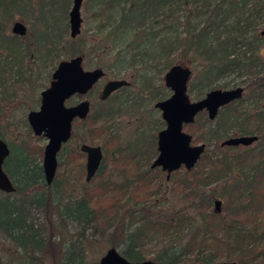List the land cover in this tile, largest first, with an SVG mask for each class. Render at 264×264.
<instances>
[{"label":"trees","instance_id":"obj_1","mask_svg":"<svg viewBox=\"0 0 264 264\" xmlns=\"http://www.w3.org/2000/svg\"><path fill=\"white\" fill-rule=\"evenodd\" d=\"M71 1L0 0V74H3V77L0 75V111L14 104L9 100L18 90L6 86L7 80L12 78L20 84L23 80L19 79L23 75L21 69L28 61L31 62L30 67L27 66L31 73L35 65L44 69L42 65L47 61L55 64L62 50L68 52L69 47L63 44V39L69 28L67 19ZM91 1L95 2L92 7L95 16L102 18L109 14L107 23L113 17V9L119 6V18L112 32L126 28L139 32L137 42L128 48L131 63L137 62L136 65L140 61L142 68L156 69L158 76L174 65L183 63L191 67L194 82L187 92L194 93L198 99L215 87H238L240 84H233L231 75L244 76L245 82L241 85L244 94L220 108L214 120H209L203 111L193 124L186 126L188 133L195 136L192 143H204L206 148L192 169L172 173L170 193L192 206L196 213L193 219L182 212L163 217L156 210L160 204L153 198L160 196L161 185L158 183L160 169L150 168V160L157 155L154 133L146 134L149 146L141 151L143 154L151 152L144 160L145 168L132 163L133 147L114 146L116 156L110 159L103 154L94 177L97 179L105 171L109 172L108 161L109 167L118 162L125 166L122 169L125 181L118 183L107 179L84 185L78 198L64 199L57 196L60 185L56 178L60 177V168L64 164L77 160L81 153L79 147L60 150L55 178L48 185L42 164L28 161L30 153L38 154L42 159L43 147L32 145L39 138L33 135L26 119L7 120L5 127L0 126V139L7 140L6 135L18 132L17 124L23 125L24 134L17 148L7 140L11 153L4 163L12 157L16 159L15 172L7 173L15 190L11 193L0 191V264H98L88 259L86 247L94 236L106 233L110 235V248L121 247V254L129 261H141L145 260L143 252L149 243H155L156 239L162 242L171 232L182 233L184 229L186 235L181 234L162 245L152 259L155 264L215 262L223 256L226 261L238 264H264V63L257 56L240 52L238 44L241 40L234 36L236 31L246 33L250 26L255 27L258 19L263 17L264 5L246 12L242 20H236L224 9V0L214 3H210L211 0ZM239 1L247 5L250 0ZM235 2L238 0H233L231 8ZM30 11L39 13V21L33 30H28L32 32L23 37L9 33L7 24L14 15H24L30 22L26 15ZM57 19L62 20L63 28L54 25ZM179 27L180 32L177 31ZM252 38L257 42L256 47H260L263 36ZM74 53L84 55L81 48ZM13 65L17 66L16 70ZM38 68L36 77L42 72ZM24 80L29 83L30 95L36 85L35 79ZM155 81L161 83L152 84ZM140 89L149 94L150 100L165 99L170 94L160 77H143ZM112 96L97 102L85 120L74 121L69 141L84 142V130L89 131V137L104 132L102 127H96V123L118 113L122 104L121 101L118 105L113 103ZM73 103L74 99L67 101L68 105ZM5 118L0 113V121ZM236 135H256L258 140L246 147L220 145L221 141ZM240 148L241 152H231ZM222 180L219 194L225 202L217 198V189L203 193L209 185ZM51 188L54 193L49 191ZM216 200L221 201L218 212L214 208ZM135 207H140L144 214L141 223L131 228L130 225L135 223ZM151 209L152 218L149 216Z\"/></svg>","mask_w":264,"mask_h":264},{"label":"rangeland","instance_id":"obj_2","mask_svg":"<svg viewBox=\"0 0 264 264\" xmlns=\"http://www.w3.org/2000/svg\"><path fill=\"white\" fill-rule=\"evenodd\" d=\"M215 0H211L210 3H214ZM233 3V0H224L223 7L225 10H229L231 13L232 19L236 20H242V18L247 14L246 12H252L254 9H259L260 6L264 5V2H258L256 0H250L247 5H243L241 1L238 0V3H234L233 7H230V4ZM72 4V1H71ZM95 5V2H92L91 0H84L83 4L81 6V30L80 34L76 38H71L69 35V28L68 32L65 35L63 39V44L67 45L68 52H62L60 53V56L55 61V67L57 63L60 60H67L71 57L77 55L78 53H74L73 51H76V49L81 48L84 52L83 55V67L86 70H91L94 68H101L105 72V76L94 85L95 87L92 89L90 93H88L85 96L75 97L74 100L80 101V100H88L91 105L90 113H92L97 105V102H99V95L101 93L103 85L111 79H126L131 84L127 86L126 88H121L113 93V96L111 98V101L113 100V103H116L117 105L121 101V107L120 111L110 118L106 120H100L96 123L97 128H101L104 130V132L99 131V135L97 136H90L89 137V131L84 130V137L86 138L85 141L81 140H70L67 143L64 144V146L61 148V150L64 151L70 149L71 147H79L82 143H88L90 144V140L93 139L92 145H99L104 147L103 154H107L108 157L111 159L115 157V150L114 146L120 145L121 148H126L128 146L133 147L135 154L132 159V163H137V166L140 168H145L144 160L148 157L149 151H146L144 154L141 151L148 149L147 144V135L148 133H154L157 138V132L165 127V122L161 118V112L159 109L154 107V104L157 101L163 100V99H154L150 100L149 94L144 93L140 89V84L145 76H152L153 78H162V84H164L163 76L166 71V69L163 71V73L158 76L156 75L158 71L155 70H148L144 69L141 66V62L139 61L138 64L135 65V63H131L129 58V51L128 48H130V45L137 42V37L140 35L139 32L136 30L134 31L131 28L122 29V31H119L118 33L112 32L113 27L117 23L119 18V6L115 7L112 12V18L109 23H107L108 13H106V17H97L95 16V12L93 11L92 7ZM122 4L120 5V7ZM71 5L69 6V8ZM69 10V9H68ZM47 11V10H46ZM42 14V13H40ZM26 15L29 17L27 18L30 22H27L25 20L24 15L20 16L19 13H16L14 18L7 24L8 32L12 34L11 27L13 22L20 21L26 26V35L30 34L28 30L32 28L36 23V21H39V13L38 11H30L26 13ZM43 15V14H42ZM56 15V14H55ZM263 17H260L258 19V22L256 23L255 27L250 26L249 32L244 33V30L242 32L236 31L234 33V36L237 38V40H241V42L238 44V47L240 49V52H245L249 54L250 56H257L260 58V60L264 63V48H263V42L260 45V47L257 46V42H253V36L254 35H260V31L264 28V12ZM23 17V18H21ZM109 20V19H108ZM68 21V19H67ZM63 24L62 20L58 21L54 20V25L63 28L61 25ZM157 30V28L155 29ZM241 30V29H240ZM177 31H182V29L179 27L177 28ZM141 32V31H140ZM244 33V35H243ZM252 39V40H251ZM64 48V46H63ZM118 58V60H116ZM126 61L124 63V61ZM121 61V62H120ZM50 61H47L44 63L41 67V65H35L33 67V72L29 73V69L27 66L30 67L31 62L28 61V63L24 66V68L21 69L23 72L22 77H19L21 80L20 84H17L14 82V79L7 80L6 86H10V88H14L12 90L15 91V88L18 89L16 91V95L12 96L9 100V102H13L14 104L12 106H7L5 110H1L0 113L2 115H5L6 118L2 119L0 121V126L6 125V121H14L18 119H26V115L28 111L30 110H37L39 107L40 102V91L44 88H46L49 85V82L51 80V74L55 67L52 65V63H49ZM183 66V63L181 64ZM38 66H40L38 68ZM27 67V68H26ZM14 70L17 69V66L13 65ZM37 68L42 71L40 73L39 77H36L35 74L37 72ZM192 70L191 77L188 82V88L194 82L193 80V69ZM13 74H16L13 72ZM3 77V74H0ZM233 76V84H240L243 85L245 82L244 76ZM16 77V76H15ZM25 78L29 79H35V87H33L32 92L29 95L30 87L29 83L24 80ZM232 78V77H231ZM159 81H155L152 84L159 85ZM232 87L228 88H218L215 87L214 89H230ZM212 89V90H214ZM34 91H36L34 93ZM12 92V91H11ZM209 92V91H207ZM206 92V93H207ZM204 93V95L206 94ZM171 94V91H170ZM168 94L167 97L170 95ZM29 95V96H28ZM189 98L191 101L198 100V98L195 96L194 93H188ZM199 97L201 99L202 97ZM149 98V99H148ZM166 98V97H164ZM36 101V104L33 102ZM26 104V105H25ZM207 117V115L205 114ZM20 130L16 132L13 135H6V138L10 144H12L13 147H18L20 144V138L23 136V125L17 124ZM104 127H109V129L105 130ZM185 131L188 133L187 129L185 128ZM190 134V133H188ZM191 135V134H190ZM192 136V135H191ZM195 136H192V142ZM32 144L33 146H40L43 147L46 144V139H38L37 141ZM256 142V141H255ZM254 142V143H255ZM135 143V144H134ZM200 142H195L193 145L199 144ZM138 145V146H137ZM106 146V147H105ZM238 147V146H237ZM244 147V146H239ZM156 149V148H155ZM128 152L130 149H127ZM157 150V149H156ZM242 148L239 149V151L232 150L231 152H241ZM66 154V153H65ZM65 155L63 154L62 157ZM70 156V155H69ZM67 156V159L69 158ZM60 157V156H59ZM43 158V153H42ZM155 157H153L151 161H153ZM6 160V159H5ZM28 161H30L32 164H36L38 162L42 163V159H39L38 154L30 153ZM85 161L86 156L82 152L80 153L79 157L72 161H70L68 164H64L60 168V177L57 176L56 180L58 181V184L60 185V189L58 190L59 195L58 197L62 198H78L81 195V189L84 185H94L101 180H107L111 179L115 182L121 183L125 181V178L122 173L123 168L125 166L122 163H116L115 166H110V163L108 161V170L109 172L105 171V174L100 178L93 177L89 182L85 181ZM5 162V161H4ZM61 162V161H60ZM135 162V163H134ZM81 165V168L79 167ZM84 164V166L82 165ZM133 164L131 167H133ZM16 165V159L15 157H12L7 163L3 164V169L6 173H12L15 172L14 168ZM84 172H83V167ZM58 168V167H57ZM80 168V169H79ZM106 170V169H105ZM180 171L184 170V167H181L179 169ZM82 172V173H81ZM132 175V173H130ZM9 176V175H8ZM166 173L162 172L160 170V181L158 183L161 185V192L160 196L154 197L153 199L156 201L157 204H160L156 207L157 211L161 212V215L164 217L165 215H171V214H177V213H183L184 216H189L193 219V217H196V213H194V210L191 205H188V203H185L181 201L179 198L174 197L170 193V186H171V179L166 180L165 178ZM171 178V176H170ZM223 180L212 183L209 185L203 193H209L211 189H217L218 194L217 198L221 199L223 197H220V187L223 185ZM50 192L54 193L53 188L49 190ZM222 200V199H221ZM225 202V200H222ZM142 203V202H141ZM138 204L141 206L142 204ZM126 207H129L127 205ZM144 212L141 211L140 207H135V210L133 212V219L135 223H132L131 228H134L138 223H141V219L143 217ZM225 215V214H224ZM149 216L152 218L153 216V209L149 210ZM130 218L126 217V221H129ZM137 222V223H136ZM188 231V229H187ZM181 234L186 235V229L183 230L182 233H179V231L171 232L168 234L165 239L161 242H157V239L154 241L155 243H149L146 248L144 249V256L145 259H153L159 249L162 247V245H167V243L172 242L174 239H177ZM110 235L108 233L102 235H96L91 240L89 245L86 247V253L88 259L99 262V258L105 253V251L110 248ZM118 251L122 252V248L118 247ZM220 261H226L225 257L223 256ZM215 261V262H220ZM182 264H185L183 262Z\"/></svg>","mask_w":264,"mask_h":264},{"label":"water","instance_id":"obj_3","mask_svg":"<svg viewBox=\"0 0 264 264\" xmlns=\"http://www.w3.org/2000/svg\"><path fill=\"white\" fill-rule=\"evenodd\" d=\"M84 0H72L68 12L69 35L75 38L81 30V6ZM11 32L18 36L26 34V26L15 21ZM264 37V28L260 31ZM264 48V42H263ZM83 57L75 55L67 60H61L52 72L49 85L40 92V104L37 110L27 114V121L35 136L46 139L43 149L42 169L46 184H51L57 170V155L71 137L72 124L75 119L84 120L90 112L88 100H81L72 106L66 102L72 96L86 95L94 85L104 76L103 69L97 67L91 70L83 68ZM192 70L188 66L174 65L163 76L164 85L170 89L167 98L157 101L154 107L161 112L165 127L157 133V155L150 168H161L169 175L184 167L192 169L204 153L206 145L192 144V137L183 130V126L194 121L196 115L202 111L207 113L209 120H214L223 106L242 98L244 90L241 86L231 89H214L204 97L191 101L188 95V82ZM125 79L108 80L99 96L106 100L113 92L129 86ZM258 140L256 135H236L221 141V146L237 147L250 146ZM80 151L85 154V181L89 182L96 174L103 159V152L99 145L82 143ZM9 155L7 143L0 139V191L11 193L15 187L3 169L5 159ZM214 208L221 210V201L216 200ZM98 264H155L151 259L129 261L116 248H108L99 258ZM195 264H238L236 261L197 262Z\"/></svg>","mask_w":264,"mask_h":264},{"label":"flooded vegetation","instance_id":"obj_4","mask_svg":"<svg viewBox=\"0 0 264 264\" xmlns=\"http://www.w3.org/2000/svg\"><path fill=\"white\" fill-rule=\"evenodd\" d=\"M78 55H80V54H78ZM81 56H82V55H81ZM82 57H83V56H82ZM82 65H83V63H82ZM83 68H84V67H83ZM51 76H52V74H51ZM51 78H52V77H51ZM50 81H51V80H50ZM103 86H104V85H103ZM93 88H94V87H93ZM102 88H103V87H102ZM169 90H170V89H169ZM41 91H42V90H41ZM41 91H40V92H41ZM91 91H92V90H91ZM91 91H90V92H91ZM101 91H102V90H101ZM90 92H88V93H90ZM88 93H87V94H88ZM87 94H86V95H87ZM100 94H101V93H100ZM112 94H113V93H112ZM112 94H111V95H112ZM111 95H110V96H111ZM80 96H85V95H78V94H76V95L72 96L70 99H74L75 97H80ZM99 96H100V95H99ZM110 96H109V97H110ZM109 97H108V98H109ZM108 98H107V99H108ZM70 99H68L67 101H69ZM99 100H100V98H99ZM80 101H81V100H80ZM100 101H101V100H100ZM103 101H105V100H103ZM78 102H79V101L76 102V101L74 100V103H73V104H70V105H68L67 102H66V106H72V105L77 104ZM89 103H90V102H89ZM231 103H232V102H231ZM39 104H40V102H39ZM90 109H91V105H90ZM30 111H31V110H30ZM28 112H29V111H28ZM202 112H203V111H202ZM204 112H205V111H204ZM205 113H206V112H205ZM27 114H28V113H27ZM198 114H199V113H198ZM198 114H197V115H198ZM197 115H196V116H197ZM206 115H207V113H206ZM195 118H196V117H195ZM84 120H85V119H84ZM74 121H82V120L75 119ZM74 121H73V124H74ZM194 121H195V119H194ZM194 121H193V122H194ZM26 122L28 123V121H27V115H26ZM193 122L190 123V124H193ZM73 124H72V130H73ZM190 124H186V125H184V126H183V130L185 131L186 126H188V125H190ZM28 125H29V123H28ZM29 127H30V126H29ZM30 129H31V128H30ZM158 132H159V131H158ZM158 132H157V133H158ZM185 132H186V131H185ZM71 135H72V133H71ZM36 137H38V138H40V139H45V138H43L42 136H36ZM191 137H192V136H191ZM4 141H5V142L7 143V145H8V148H9V155H10V153H11V146L9 145V143L7 142V140L4 139ZM44 146H45V145H44ZM102 151H103V150H102ZM58 154H59V153H58ZM57 156H58V155H57ZM102 160H103V159H102ZM57 163H59L58 158H57ZM101 163H102V162H101ZM57 165H58V164H57ZM100 165H101V164H100ZM155 169H156V168H155ZM159 169H160L162 172H165V173H166V171H163L161 168H159ZM180 169H181V168H180ZM178 170H179V169H178ZM178 170H176V171H178ZM174 172H175V171H174ZM172 173H173V172H172ZM172 173L169 175V178H167V173H166V176H165L166 180H169V179H170V176L172 175Z\"/></svg>","mask_w":264,"mask_h":264}]
</instances>
